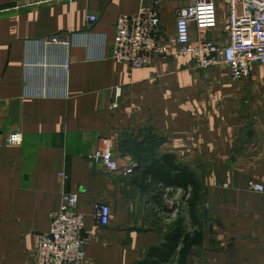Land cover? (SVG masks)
<instances>
[{"label": "crops", "instance_id": "1", "mask_svg": "<svg viewBox=\"0 0 264 264\" xmlns=\"http://www.w3.org/2000/svg\"><path fill=\"white\" fill-rule=\"evenodd\" d=\"M142 3L0 0V264H35L37 235L50 230L64 191L79 197L89 264L144 260L164 242L184 194L151 179L148 192L140 186L144 168L166 154L200 185L204 237L188 264H264V192L247 187L264 185V68L236 81L228 69H199L175 53L140 68L114 61L117 19ZM188 3H148L170 47L176 12ZM225 16L215 29L193 27V43L227 45ZM16 131L23 141L11 145ZM105 139L130 171L93 159ZM100 203L112 209L108 226L94 219Z\"/></svg>", "mask_w": 264, "mask_h": 264}, {"label": "built area", "instance_id": "2", "mask_svg": "<svg viewBox=\"0 0 264 264\" xmlns=\"http://www.w3.org/2000/svg\"><path fill=\"white\" fill-rule=\"evenodd\" d=\"M135 14H122L116 22L112 59L118 63H128L134 68L152 64L157 57L177 56L192 58L199 69L222 67L228 69L232 79L239 81L252 75L254 67L264 68V0H189L176 12V43L170 47L161 39V20L158 8L150 7L153 1L142 0ZM226 14L225 28L228 44L219 45L213 40L192 41V28L215 29L219 25L220 13ZM97 16L90 15L88 21L96 22ZM57 40L56 38L52 39ZM113 108L119 106L121 88ZM11 145H20L22 133L12 132L7 136ZM113 143L109 139L101 141L93 154L95 161H102L110 171L128 172L130 166H122L113 154ZM61 177L68 179L66 173ZM228 186V184H225ZM250 191L264 192V185L253 180L247 185ZM79 197L76 193L64 191L61 206L51 214L48 232L37 235L33 256L35 264H89L85 236L86 219L78 210ZM94 219L102 227L112 220V209L106 203L95 206Z\"/></svg>", "mask_w": 264, "mask_h": 264}, {"label": "trees", "instance_id": "3", "mask_svg": "<svg viewBox=\"0 0 264 264\" xmlns=\"http://www.w3.org/2000/svg\"><path fill=\"white\" fill-rule=\"evenodd\" d=\"M148 179L163 186H179L183 188L184 194L181 203H175L171 209L180 206L179 216L165 235L164 242L151 247L146 258L135 264H188L195 246L200 245L204 237L203 224L198 215L200 185L194 173L179 164L172 154L154 159L144 168L140 186L145 192L150 190Z\"/></svg>", "mask_w": 264, "mask_h": 264}, {"label": "rangeland", "instance_id": "4", "mask_svg": "<svg viewBox=\"0 0 264 264\" xmlns=\"http://www.w3.org/2000/svg\"><path fill=\"white\" fill-rule=\"evenodd\" d=\"M149 188H150V185H149ZM160 209H162V208H160ZM163 210V209H162Z\"/></svg>", "mask_w": 264, "mask_h": 264}]
</instances>
